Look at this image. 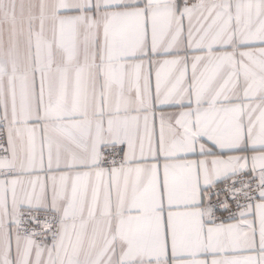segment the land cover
<instances>
[{
    "label": "snow or ice",
    "instance_id": "6c2138e0",
    "mask_svg": "<svg viewBox=\"0 0 264 264\" xmlns=\"http://www.w3.org/2000/svg\"><path fill=\"white\" fill-rule=\"evenodd\" d=\"M0 264H264V0H0Z\"/></svg>",
    "mask_w": 264,
    "mask_h": 264
}]
</instances>
